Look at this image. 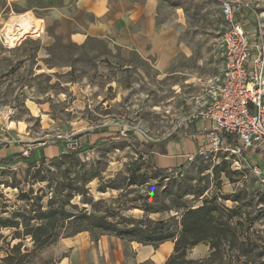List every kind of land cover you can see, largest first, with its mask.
Wrapping results in <instances>:
<instances>
[{
  "label": "rangeland",
  "instance_id": "obj_1",
  "mask_svg": "<svg viewBox=\"0 0 264 264\" xmlns=\"http://www.w3.org/2000/svg\"><path fill=\"white\" fill-rule=\"evenodd\" d=\"M251 1L264 23V0ZM2 12L16 21L31 17L33 29L20 35L15 20L0 21V153L5 159L38 153L0 168V221L30 210L22 195L43 205L57 196L66 202L67 215L92 199L117 208L127 192L140 208L174 210L212 201L217 221L229 222L236 235L222 258L210 261L205 241L188 251V260L264 264V173L258 178L252 170L259 166L264 172L263 154H249L240 167L232 159L217 164L197 158L155 178L153 155L135 150L125 138L161 145L181 131H198L193 117L210 104L222 79L224 18L218 0H0ZM41 27L39 36L34 31ZM137 35L146 41L138 42ZM139 159L148 171L146 185L125 192L107 188L110 180L124 187L127 166ZM31 163L40 172L28 173ZM85 179L93 181L81 197L84 190L74 191ZM175 215L150 218L168 221ZM24 219L34 223L28 215ZM69 232L38 248L24 236L23 224L0 229V264L9 245L18 243L26 257L17 256L13 264H157L139 262L147 256L141 251L148 247L150 255L163 245L131 244L114 234L67 237ZM169 243L173 250L165 263L174 253Z\"/></svg>",
  "mask_w": 264,
  "mask_h": 264
},
{
  "label": "trees",
  "instance_id": "obj_2",
  "mask_svg": "<svg viewBox=\"0 0 264 264\" xmlns=\"http://www.w3.org/2000/svg\"><path fill=\"white\" fill-rule=\"evenodd\" d=\"M193 135H201L200 132L191 133L190 130L181 131L179 135H175L167 142L158 145L152 143H146L140 141L134 135L126 134L125 138L129 141L130 146L135 150H146L149 154L155 153L160 155H167V144L169 142H179L184 137H192ZM82 147L78 146L71 154H75ZM263 154L264 153H257ZM34 156V150H30L27 156L15 154L10 159H0V168L13 165L17 159L30 160ZM142 160L132 161L127 166V177L124 178L126 182L124 187L116 185V180L109 181L108 189L122 190L123 192L129 191L131 188L143 187L148 182V171H143ZM155 169L154 175L164 172L162 169ZM35 169L40 172V168L36 163H31L28 167V173ZM95 179V178H93ZM169 177H165L168 180ZM90 181L85 179L83 183L75 189V194L80 193L79 196L86 197V187ZM5 187H11L17 189V186H9L5 184ZM104 190V191H103ZM101 193H106L107 189H99ZM131 194L127 192L124 195L123 200L118 203L117 208L107 207L104 200L94 202L93 199L87 202L86 207H82L76 214L67 215L66 202L58 199L57 196L49 198L46 205L42 204V201L38 203H32L33 199L22 195L24 200L28 201L30 210L15 213L13 219H5L0 221V229H20L23 224L24 236L30 237L36 247H47L61 236L62 232L70 231L67 237L76 236L83 232H90L93 236L100 234H114L122 240H128L130 243L143 244L145 246L152 245L157 246L166 242L172 241L175 244L174 253L171 258L165 264H206V261H194L188 260V251L197 246L198 244L209 241L211 245V260L214 261L218 258H222L227 248L230 247L231 239L236 235V229L229 222L219 223L216 219V214L219 211L217 205L214 202L204 201L202 205L191 207L182 206L172 209H153L152 207L145 205V207H136L133 202L135 200H128V196ZM189 195V194H188ZM75 196V195H74ZM201 197V196H200ZM90 208V209H89ZM141 210L144 212L145 217L135 218L126 217L124 213L127 211ZM230 213L232 210L227 209ZM176 213L168 221H155L150 218L153 214H159L168 212L170 214ZM117 214L120 221L112 220L113 216ZM30 216L32 223H25V216ZM32 216V217H31ZM180 218V219H179ZM25 224V225H24ZM177 226V228H174ZM17 236H21L18 231ZM19 239L20 238H14ZM22 243H18L11 247L9 245V252L1 259V264H13L16 257L20 256L25 258L26 255H22Z\"/></svg>",
  "mask_w": 264,
  "mask_h": 264
},
{
  "label": "built area",
  "instance_id": "obj_3",
  "mask_svg": "<svg viewBox=\"0 0 264 264\" xmlns=\"http://www.w3.org/2000/svg\"><path fill=\"white\" fill-rule=\"evenodd\" d=\"M218 1L224 18L221 85L193 117L204 125L205 144L187 162L232 159L240 167L249 154L264 153V23L251 2ZM246 10L255 18L253 25ZM252 170L263 178L261 167Z\"/></svg>",
  "mask_w": 264,
  "mask_h": 264
},
{
  "label": "crops",
  "instance_id": "obj_4",
  "mask_svg": "<svg viewBox=\"0 0 264 264\" xmlns=\"http://www.w3.org/2000/svg\"><path fill=\"white\" fill-rule=\"evenodd\" d=\"M87 2V0H85ZM247 2H251L252 6L255 8V5L253 4V2L251 0H244ZM88 4L90 5V3L88 2ZM86 6V4H85ZM7 7V6H6ZM4 12H2L0 14V21H4V25L9 24L10 22L14 21L15 25L18 24L17 27H19L20 29H17L16 31H18L20 33L19 30H21V23L20 21L21 18L25 19V23L28 27H30L31 29H33V25H32V21H31V17L29 18V16H20L19 17V21H16L17 19L12 18V14L7 12V14H3ZM245 14L247 16V18L249 19V21L252 23V25L255 22V18L252 16V14L250 12H248L247 10L245 11ZM260 14V13H259ZM42 22V21H41ZM1 23V22H0ZM20 23V24H19ZM250 27V26H249ZM248 27V28H249ZM5 30V27L3 28ZM44 31L43 27L36 29L34 31V33L40 34ZM136 40L138 42H141L140 40H142V42L146 41V36H140L137 35ZM199 122V129L197 132H200L201 135H193L192 137H184L182 139H180L179 142H169L167 144V155H160V154H153V165L157 168V169H162V170H174V169H179L182 167H185L187 164H189L187 162V158L189 155L196 153L204 144V132H203V124L201 121ZM38 153V151H34V155L36 156ZM10 154H15V153H10ZM8 155H6V153H0V159H5ZM34 157V156H33ZM36 158V157H35ZM131 244H137V243H131ZM139 245V244H137ZM161 250H156L153 251L150 255L149 252L147 250L148 247H145L142 249L141 254L147 253V256L142 258L139 262H146L148 260H153L155 263L157 264H164L166 261V258L170 255V253L173 250V244H170L169 242H166L165 244H163L161 246ZM140 253H139V257H140Z\"/></svg>",
  "mask_w": 264,
  "mask_h": 264
},
{
  "label": "bare ground",
  "instance_id": "obj_5",
  "mask_svg": "<svg viewBox=\"0 0 264 264\" xmlns=\"http://www.w3.org/2000/svg\"><path fill=\"white\" fill-rule=\"evenodd\" d=\"M21 30H19L20 31V35H22V34H28L29 33V31L31 30V28L30 27H28L27 25H26V23L24 22L25 21V19L24 18H21ZM20 29V28H19ZM13 35V34H12ZM8 36H9V33H8ZM17 36H14V38L13 39H17L16 38ZM11 39H12V37H11Z\"/></svg>",
  "mask_w": 264,
  "mask_h": 264
}]
</instances>
